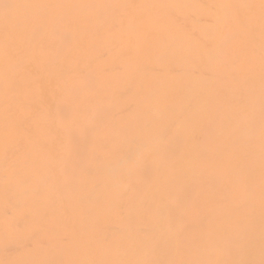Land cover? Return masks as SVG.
Instances as JSON below:
<instances>
[{
    "label": "rangeland",
    "instance_id": "obj_1",
    "mask_svg": "<svg viewBox=\"0 0 264 264\" xmlns=\"http://www.w3.org/2000/svg\"><path fill=\"white\" fill-rule=\"evenodd\" d=\"M163 119L192 167L213 161L204 183L108 190L116 178L89 160L70 187L73 132L90 153L137 151L123 167L140 180ZM143 201L158 206L150 232ZM63 202L87 230L41 238ZM0 264H264V0H0Z\"/></svg>",
    "mask_w": 264,
    "mask_h": 264
},
{
    "label": "bare ground",
    "instance_id": "obj_2",
    "mask_svg": "<svg viewBox=\"0 0 264 264\" xmlns=\"http://www.w3.org/2000/svg\"><path fill=\"white\" fill-rule=\"evenodd\" d=\"M146 52L149 53L150 49L146 48ZM154 70H157L156 67H152ZM183 69V68H181ZM225 97V96H224ZM229 104H234L236 102V98H233L231 95L228 94L227 99ZM245 112V108L243 109ZM169 119H163V129L164 133H162L157 138L146 139L145 142L153 143V146L149 147L147 150V159L142 164L140 170V180L135 179V172L126 169L123 167V164L126 160H135L137 156V151L129 150L125 152H119L118 150L109 149V146L112 142V139L109 140L107 143H101L100 149L95 150L93 153H90L89 144L88 142L91 140L90 134H78V131L73 132L71 134L69 141L67 143L68 149L70 150V165L68 167V172L70 174V187L74 188L76 186L77 180L80 176H83L87 180V172L92 174V169L94 166L87 165V161L93 160L94 163L101 165L103 170L106 172L107 178L113 179L116 178V182L114 185L109 186L110 189L119 188L123 192L128 193L131 190V184L133 183V190L134 192L140 193L146 189L147 183H160L157 187H164L167 183H204L200 181L194 180L196 177H201L202 175L204 178H207L206 171L210 168V164L213 161L205 160V164H203V169L194 168L191 165L196 162L195 155H187L186 151L183 149L185 146V141L182 137V134L168 137V124L173 123ZM84 122H80V125H83ZM222 123V124H221ZM219 122L217 125V136L224 137L227 135L229 126L234 123V117L232 115H227L223 122ZM41 145H44L41 143ZM106 146V147H105ZM204 147L202 146L203 157H205ZM88 158V159H87ZM216 155L211 153L209 159H215ZM161 162H165L166 164L170 165V167L165 168L160 175L156 174V168ZM164 163H161L162 165ZM218 164V163H217ZM159 165V166H160ZM118 168L121 171L120 175L115 176L113 174V168ZM200 172V173H196ZM93 178L96 183H105L102 179H100L97 175H89ZM55 183H59V175L55 172L54 175ZM235 178L239 179L237 175ZM232 182L235 179H231ZM206 181V180H205ZM207 182V181H206ZM136 183V184H135ZM140 183V184H138ZM222 183H225L223 181ZM106 186L105 184H100L98 187ZM159 201H164L165 199L169 198L167 196V190L163 189L160 192ZM111 196V194H110ZM55 199V197H54ZM158 201V202H159ZM141 204L144 206L145 213L143 214L142 220L146 226L142 229H146L145 232L152 231V225H149V220L152 218L150 211L155 208L157 212L158 206L152 207L151 203L148 201H143ZM139 204L134 203L131 205L127 210L128 212H132L137 209ZM58 209L65 210V214H51V216L46 217L45 220L39 223V232L38 234L41 235L44 231H47V234L52 232L53 230L58 233V236L65 234V233H72L74 229L79 226L81 219H85L84 227L87 230V217L86 216H75L72 215V211L69 212L68 210V203L63 202L62 204L57 206ZM163 209V208H159ZM136 219V218H135ZM33 220V221H32ZM32 222H38L35 216L26 215L22 221V226L29 225ZM56 222V223H54ZM120 232L121 228L119 229ZM87 233V231H86ZM41 238L45 237V235H41ZM100 242V241H99ZM187 240H181L180 244L186 243ZM53 243H56L53 240ZM87 239H83L82 246L87 248ZM91 245V244H90ZM89 245V246H90ZM141 247H144L143 244H139ZM74 252L73 249L70 250ZM69 263H74L75 259H73L72 255L68 256Z\"/></svg>",
    "mask_w": 264,
    "mask_h": 264
}]
</instances>
